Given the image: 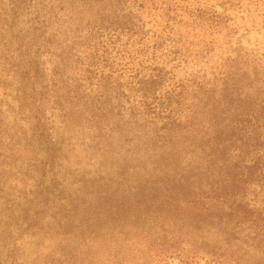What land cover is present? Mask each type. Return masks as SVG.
I'll use <instances>...</instances> for the list:
<instances>
[{
	"label": "trees",
	"instance_id": "trees-1",
	"mask_svg": "<svg viewBox=\"0 0 264 264\" xmlns=\"http://www.w3.org/2000/svg\"><path fill=\"white\" fill-rule=\"evenodd\" d=\"M129 2L0 0V264H264V73L244 56L167 89V123L130 149L143 169L79 174L91 157L69 133L101 136L121 103L105 74L102 95L85 94L78 70L91 59V81L94 61L107 64L105 32L137 34ZM161 78L140 82L143 99ZM123 127L132 144L148 122ZM48 232L59 241L37 248Z\"/></svg>",
	"mask_w": 264,
	"mask_h": 264
},
{
	"label": "rangeland",
	"instance_id": "rangeland-1",
	"mask_svg": "<svg viewBox=\"0 0 264 264\" xmlns=\"http://www.w3.org/2000/svg\"><path fill=\"white\" fill-rule=\"evenodd\" d=\"M125 6L140 27L137 34L129 38L123 33L117 40L118 34L105 32L96 43L104 42L109 48L107 64L94 61L91 81L85 79L86 66L91 59L84 60L78 70L77 77L85 94L98 99L102 95L101 80L105 74L114 82L112 86L119 88L110 102L121 103L119 117L103 121L101 136L90 126L78 127L69 133L72 141L88 150L91 157L80 165L79 174H115L125 168L143 169L144 155L130 149L151 139L150 128L167 123L157 117L167 89L185 86L195 77L212 80L232 67L233 63L227 59L235 60L237 56L248 60V69L257 68L264 73V0H130ZM99 55H102L101 46ZM40 60L46 62L43 68L49 79L50 60L47 56ZM155 75L162 77L160 89L154 97L145 100L144 91L139 89ZM2 92L0 86V94ZM125 121L138 124L147 121V131L137 135L134 143L125 144L126 137L132 135L125 127L121 130ZM55 124L60 135H68L59 121ZM38 239L41 241L36 243L37 248L42 245L45 250L59 241L51 232L35 237L34 241ZM175 264L179 263L175 261Z\"/></svg>",
	"mask_w": 264,
	"mask_h": 264
}]
</instances>
